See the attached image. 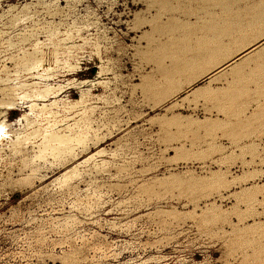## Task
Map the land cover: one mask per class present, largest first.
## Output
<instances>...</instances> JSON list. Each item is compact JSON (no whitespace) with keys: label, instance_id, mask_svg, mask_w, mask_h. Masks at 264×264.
<instances>
[{"label":"rangeland","instance_id":"1","mask_svg":"<svg viewBox=\"0 0 264 264\" xmlns=\"http://www.w3.org/2000/svg\"><path fill=\"white\" fill-rule=\"evenodd\" d=\"M238 18L264 0H0V264H264V125L201 91Z\"/></svg>","mask_w":264,"mask_h":264},{"label":"crops","instance_id":"2","mask_svg":"<svg viewBox=\"0 0 264 264\" xmlns=\"http://www.w3.org/2000/svg\"><path fill=\"white\" fill-rule=\"evenodd\" d=\"M233 26L236 33L231 39L235 44V50L224 64L207 74L204 80H208L210 84L202 87L201 91L204 92L202 95L213 96L219 102L224 98L226 103L233 104V115L225 114L224 117L234 121L225 125L257 127L264 125L262 122L259 123V119L264 120V108L258 105L264 102L262 97H258L264 96V89L258 93V80L252 83L250 76L257 79L258 72H261L264 80V35L258 36V30H264V25L259 26L255 21L251 22L250 18H243L240 22L233 23ZM224 73L226 84L215 89L213 83ZM218 118L221 119V115Z\"/></svg>","mask_w":264,"mask_h":264},{"label":"bare ground","instance_id":"3","mask_svg":"<svg viewBox=\"0 0 264 264\" xmlns=\"http://www.w3.org/2000/svg\"><path fill=\"white\" fill-rule=\"evenodd\" d=\"M5 126H6V124L3 122V121H1L0 122V140L3 138V132H5L4 131V128H5Z\"/></svg>","mask_w":264,"mask_h":264}]
</instances>
